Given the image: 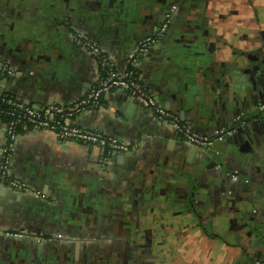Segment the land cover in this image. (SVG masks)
I'll return each mask as SVG.
<instances>
[{
  "label": "crops",
  "instance_id": "obj_1",
  "mask_svg": "<svg viewBox=\"0 0 264 264\" xmlns=\"http://www.w3.org/2000/svg\"><path fill=\"white\" fill-rule=\"evenodd\" d=\"M225 2L0 0V63L12 70L0 92L35 109L71 105L98 79L76 34L95 42L122 72L137 43L164 30L137 63L138 79L160 107L197 134L212 137L223 131L224 118L236 116V102L243 100L249 79L233 72L236 65L247 53L264 54L260 44L247 49L245 43L259 33L264 14L232 6L231 15ZM73 122L136 147L130 155L109 157L98 147L21 130L10 173L40 197L0 186V264H64L81 257V249L101 253L105 234L134 219L139 225L155 217L160 222L162 211L164 223L172 219L187 226L196 219L192 201L209 208L210 225L224 228L234 219L230 207L250 202L238 194L264 195V155L255 145L246 153L238 147L221 153L228 177L207 153L184 144L170 125L139 109L120 90L104 95ZM4 141L0 121V155ZM57 235L72 243L47 240ZM86 243L95 249L86 250Z\"/></svg>",
  "mask_w": 264,
  "mask_h": 264
},
{
  "label": "built area",
  "instance_id": "obj_2",
  "mask_svg": "<svg viewBox=\"0 0 264 264\" xmlns=\"http://www.w3.org/2000/svg\"><path fill=\"white\" fill-rule=\"evenodd\" d=\"M161 31L138 42L135 49L128 55L125 62L126 69L122 72L114 69L107 55L95 42L88 41L76 34L74 39L91 56L98 71V79L84 97L71 105H48L42 109H35L11 95L1 96L0 92V121L5 127V141L0 155V185L20 195L40 197L36 191L10 173L14 142L19 128L45 132L59 141L69 144L80 143L98 147L106 151L107 155H121L132 151L136 144L126 143L95 130L79 128L73 122L85 110L98 106L104 95L116 90L122 91L139 109L153 114L159 121L170 125L184 144L196 148L200 152L210 151L213 138L197 134L182 123L177 116L160 107L152 94L133 75L132 68L136 67L139 60L149 53ZM11 75L12 70L1 62L0 83L5 77ZM4 118L8 120H4ZM104 161L103 159L102 162ZM21 234L28 237L25 232ZM7 235L11 236L12 234ZM13 236H17V234Z\"/></svg>",
  "mask_w": 264,
  "mask_h": 264
},
{
  "label": "flooded vegetation",
  "instance_id": "obj_3",
  "mask_svg": "<svg viewBox=\"0 0 264 264\" xmlns=\"http://www.w3.org/2000/svg\"><path fill=\"white\" fill-rule=\"evenodd\" d=\"M239 2L240 0H237V3ZM253 4L259 7L264 6V0H255ZM229 12L231 15L235 14L232 8L229 9ZM258 29L260 30L257 40L253 41L251 37L245 40L247 49L251 48V46L256 43L264 47V24ZM163 31L164 30L161 31L160 36L164 34L162 33ZM249 56L250 54L247 53L246 59ZM261 56V61L264 62V54ZM260 67L264 69V65ZM248 76L250 78V75H247V79H249ZM251 143L260 149L262 155H264V148L262 147L264 143L261 140L259 142L257 140L255 142L252 141ZM252 145L251 150H253ZM221 149L222 147L219 146L220 151ZM240 150L242 149L238 147V151ZM220 155L221 152L212 157L216 165L221 164L218 159ZM223 171L225 170L223 169ZM228 171L226 170L224 173L230 177L231 171ZM228 186L230 187V184H228ZM238 198L241 201L248 199L250 202L247 207L244 205L245 207L241 209L230 207L229 210L231 214L234 215H232L234 219L228 220L221 236L218 233L219 228L209 224L208 217L212 214L209 212V208L207 206L202 207L201 203L197 204L196 201V203L192 201L189 204L192 209L191 211L195 213L196 219H194L190 225L181 226L178 221H173L171 219L169 220L170 226H164V216L167 213L162 211L158 231H162L163 234L160 239L155 240L151 229L146 228L147 224L145 225V222L147 219L144 220L143 225H139L136 219H134L131 225L122 226V228H124H121L120 231H116L117 233H113L110 236L105 234V242H103L105 250L101 251V254H98L100 251L93 253V250L84 251L81 249V257L73 256L64 264H154L158 258V254H161L164 259L165 255L169 253L176 258L177 262L181 259H185L188 264H209L212 258H214L213 264H219L223 256H230L232 259L236 258L234 262H227L226 264H244L246 260L248 263H251L253 260L264 263V204L259 203L260 199L264 198V195H259L253 191L249 196H246L245 193L238 194ZM157 220L156 217L150 218L147 223L148 225H155ZM174 227L178 229L174 231ZM137 233L142 234L141 237ZM170 233H174V239L171 242L166 238V235ZM230 235H232L234 241H237L239 249L230 248L226 242L218 243L217 246L215 245V242H219V239H224ZM130 236H132V240ZM47 240L53 243V245H57L58 243H72L65 242L68 239L61 235L48 237ZM74 244L76 243L74 242ZM82 244H84V242H82ZM88 245L89 244L86 243V250L94 248ZM172 245H178L176 253L171 251ZM185 246L191 249L187 251ZM156 247L159 249L156 250ZM218 251H222L223 254ZM213 254L216 255L213 256ZM199 256L200 258H198ZM146 258L150 259V261L145 262L144 259ZM55 262V264H59L62 261L58 262L55 260Z\"/></svg>",
  "mask_w": 264,
  "mask_h": 264
},
{
  "label": "water",
  "instance_id": "obj_4",
  "mask_svg": "<svg viewBox=\"0 0 264 264\" xmlns=\"http://www.w3.org/2000/svg\"><path fill=\"white\" fill-rule=\"evenodd\" d=\"M261 55L259 53L250 54L245 59L246 62L243 61L236 65L233 72L244 74L246 77L250 75V78L248 76L249 82L243 89V100L239 103L236 102V116L229 121L224 118L222 121L223 133L220 131L211 137L213 138L211 150L203 152L207 153L208 157L212 158L213 155L219 152L223 153L227 148L234 147H240L242 149L240 151L246 153L251 151L252 141L257 140L259 142L261 140L264 143V69L260 67L264 65V62L261 61ZM242 64H246L245 69L240 68ZM154 99L159 105L157 99ZM175 116L177 115L175 114ZM219 146L222 147L221 151ZM262 147L264 148V144ZM193 149L198 151L196 148ZM130 154L131 151L121 156ZM218 167L221 170L224 169L222 164H219Z\"/></svg>",
  "mask_w": 264,
  "mask_h": 264
},
{
  "label": "rangeland",
  "instance_id": "obj_5",
  "mask_svg": "<svg viewBox=\"0 0 264 264\" xmlns=\"http://www.w3.org/2000/svg\"><path fill=\"white\" fill-rule=\"evenodd\" d=\"M253 2L255 3V0H242L241 1V3L239 2L238 4H237V0H226V2H225V5L226 6H228V7H236L237 8V6H239V8L241 9L242 7L244 8V9H246V11H251V12H259V13H264V6H261V7H259V6H253ZM235 6H234V5ZM263 18H261V20L259 19V23H261V25L262 24H264V16H262ZM233 21H234V19L231 17L230 18V24L232 25L233 24ZM251 31V30H250ZM252 33H253V31H252ZM254 37H257L258 38V34H257V30H256V33L254 34H252ZM252 35H250V37L251 38H253V36ZM259 48H263L262 46H259ZM150 225V224H149ZM148 224H147V226H146V228H150L151 229V231H152V235L154 236V239L155 240H158V239H160L161 238V236H162V231H158V226H159V222H157L155 225H150L149 226ZM164 226H170V224H169V222H165L164 223ZM182 226V225H181ZM224 227H226V226H224ZM176 229H178V228H176V227H174V231H176ZM223 230H224V228H219V235L221 236V234H222V232H223ZM158 231V232H157ZM138 234V233H137ZM138 235H140V237H141V235L142 234H138ZM166 238L168 239V241H172L173 239H174V233H170V234H167L166 235ZM130 239L132 240V236H130ZM219 242H215V245L217 246L218 245V243H225L226 242V244L227 245H229V247L230 248H237V249H239V247L237 246V241L235 240L234 241V238L232 237V235H230L229 237H226V238H224V239H219L218 240ZM181 243H182V241H181ZM180 243V244H181ZM153 245H154V243H153ZM98 246V245H97ZM177 247H178V245H172L171 246V251L172 252H175L176 253V250H177ZM159 248L158 247H156V250H158ZM185 249H188L187 251H189V249H191L190 247H188V246H185ZM219 253H221V254H223V252L221 251H218ZM98 254H101V253H98ZM158 254V253H157ZM216 254H213V256H215ZM198 258H200V256L198 257ZM236 259V258H235ZM235 259L233 258L232 259V257H230V256H228V257H224L223 256V259L220 261V263L219 264H226L227 262H234L235 261ZM144 261L145 262H148V261H150V259H148V258H146V259H144ZM161 261V262H160ZM213 261H214V258H212L211 260H210V262H209V264H213ZM247 261V260H246ZM245 261V263L244 264H264L263 262H258V261H251V263H248V262H246ZM131 263V262H130ZM188 264L187 262H186V260L185 259H181L179 262H177L176 261V258L172 255V254H166L165 255V258L163 259V257H162V255L161 254H158V258H157V260L154 262V264Z\"/></svg>",
  "mask_w": 264,
  "mask_h": 264
},
{
  "label": "trees",
  "instance_id": "obj_6",
  "mask_svg": "<svg viewBox=\"0 0 264 264\" xmlns=\"http://www.w3.org/2000/svg\"><path fill=\"white\" fill-rule=\"evenodd\" d=\"M108 57V56H107ZM132 71H133V75H134V77L135 78H137L138 79V75H137V69H136V67H134V68H132ZM139 80V79H138ZM4 94L2 93V95L1 96H3ZM4 120H8L7 118H4ZM21 132V128H19L18 129V133H20ZM109 157H113V156H118V155H113V154H110V155H108ZM30 187V186H29ZM31 188V187H30Z\"/></svg>",
  "mask_w": 264,
  "mask_h": 264
}]
</instances>
